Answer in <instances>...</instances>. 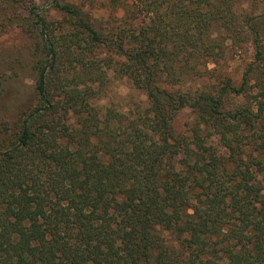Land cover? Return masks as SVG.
<instances>
[{
  "label": "trees",
  "instance_id": "trees-1",
  "mask_svg": "<svg viewBox=\"0 0 264 264\" xmlns=\"http://www.w3.org/2000/svg\"><path fill=\"white\" fill-rule=\"evenodd\" d=\"M105 2L0 0L34 76L0 119V264H264V0ZM111 74L144 102L99 105Z\"/></svg>",
  "mask_w": 264,
  "mask_h": 264
},
{
  "label": "rangeland",
  "instance_id": "rangeland-1",
  "mask_svg": "<svg viewBox=\"0 0 264 264\" xmlns=\"http://www.w3.org/2000/svg\"><path fill=\"white\" fill-rule=\"evenodd\" d=\"M29 1V0H26ZM82 8L94 17L97 24L108 26L111 16L110 9L105 0H64ZM41 4V2H38ZM48 8V6H47ZM117 18L123 16V11L118 9L114 14ZM48 17L60 18L55 13ZM33 45L28 35L17 26H8L0 34V78L2 90L0 93V119L12 120L20 110L26 108L34 99V76L31 70V49ZM250 59V54L235 57L226 62L224 69L238 83L243 71L244 61ZM110 86L106 98L99 105L114 104L128 108L130 103H143L142 94L131 88L129 83L118 76L110 75ZM192 113L188 110L180 112L173 121L176 133H184L187 125L192 120Z\"/></svg>",
  "mask_w": 264,
  "mask_h": 264
}]
</instances>
